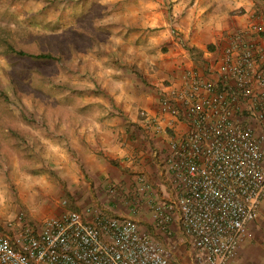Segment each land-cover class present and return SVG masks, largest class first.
<instances>
[{"label":"crops","instance_id":"1","mask_svg":"<svg viewBox=\"0 0 264 264\" xmlns=\"http://www.w3.org/2000/svg\"><path fill=\"white\" fill-rule=\"evenodd\" d=\"M136 1L133 17L129 18L124 12L125 16L113 19L108 18L107 12L115 10L116 1L75 2V8L83 3L93 5L90 11L99 5L103 7L98 19L95 22L91 19L92 22L85 25V36L90 41L85 40L84 47L79 45L81 48L71 51L67 58L75 62L80 57L86 59L81 60L84 65L80 69L91 72L94 78L98 75L95 84L93 81L84 86L69 83L67 88L63 86L65 82L59 76V69L53 76L48 70L44 71L52 79L49 83L45 78L36 79L37 94L52 90L55 94L52 101L58 107H66L67 113L15 117L14 122L22 124V131L9 125L12 116H0V158L7 155L9 159L13 156V160L22 155L19 159L27 167L33 163L40 166L37 173L27 172V178L20 181L27 192L37 187L43 198L51 194L56 200L63 198L65 202L78 205L90 203L116 214L129 215L130 208L115 204L131 193L136 194L137 178L143 176L150 188L138 194L141 198L138 214L145 216L147 195L159 197L168 190L163 156L171 137L185 130L186 124L162 110L160 99L170 88L184 84L188 70L206 73L207 59L221 51L224 37L230 31L249 21L255 0ZM86 9H89L87 5ZM204 10L213 13L210 20L203 17ZM173 23H178L181 35L173 31ZM210 27L219 29L210 30ZM208 44L213 48H208ZM191 46L196 48L195 56ZM98 60L107 65H99ZM76 94L94 98L74 100ZM141 109L157 120L152 124L143 120ZM35 152H42L38 161L34 159ZM263 199L264 194L258 214L249 224L252 235L260 231ZM170 228L172 235L159 238L173 246L177 262H185L188 249L176 222H172ZM246 243L238 247L239 255L246 249Z\"/></svg>","mask_w":264,"mask_h":264},{"label":"built area","instance_id":"2","mask_svg":"<svg viewBox=\"0 0 264 264\" xmlns=\"http://www.w3.org/2000/svg\"><path fill=\"white\" fill-rule=\"evenodd\" d=\"M224 40L206 73L188 70L184 84L160 99L186 129L163 156L168 190L146 197L150 229L136 216L138 194L150 188L138 176L129 215L64 206L37 226L21 215L0 223V264H233L264 194V0ZM172 222L188 249L182 263L159 238L172 235Z\"/></svg>","mask_w":264,"mask_h":264},{"label":"rangeland","instance_id":"3","mask_svg":"<svg viewBox=\"0 0 264 264\" xmlns=\"http://www.w3.org/2000/svg\"><path fill=\"white\" fill-rule=\"evenodd\" d=\"M81 1L82 0H0V3L7 4H1L0 6V110L2 116L13 117L12 122L9 125L14 130H23L22 124L14 122V118L21 115H28L30 117L40 115L47 117L55 113H67L65 112V109H67L66 107H58V105L52 101L55 99L53 91H51L52 96L43 93L33 95L30 92V85L24 83V81L20 82L22 85H20V88H18L17 91L14 90L12 88L13 82L10 78L9 72H13L12 62L17 61V64L19 65L20 61L21 63L25 61V58L18 56L16 53L15 50L18 48L34 52L45 50L51 52L56 49L58 52L60 48L55 45V42L61 36L59 35L60 33L66 32V34H69L70 32V34L76 35V27H74L73 31L69 30L72 25L79 23L82 25L79 27L84 28L85 25H89V23L92 22L90 21V15L91 13H94V9L93 12L88 13V17L87 10H84L83 7H80L78 10L79 12L76 11L77 8H75L74 4L75 2L80 4ZM109 2L115 3L113 6V9L115 10L107 12L109 19H113L115 16V18H120V16L122 17L124 15V12L125 14H128V17H133L134 15L132 11L136 10V5L138 4V1L136 0H109ZM172 2L175 1H171V3ZM203 2L206 3L205 0H202L201 3ZM86 5L88 6L89 11L94 7L91 4ZM117 5L119 6L117 7ZM200 6H202V4H200ZM127 10H129L130 13ZM202 13H204L203 17L206 20H210L213 15L212 12H208L207 10H204ZM177 26L178 23H173L172 29L178 36L182 34V31ZM212 29L217 30L219 28L210 27V30ZM82 39L84 38H80V45H82ZM80 58L81 59L76 60V62L74 59L70 61H68V59L63 61L58 60L57 65L59 64L60 66L61 64V67H54V64L52 65V62L49 63L48 61H35L34 64L39 66L40 69L38 71L37 69L39 67L35 69L32 78L34 80H42L45 78L46 83H49L52 79H49V77L44 74V71L48 70L47 72L53 76V74L57 75L59 70H61L59 76L61 77V80H64L65 82L63 86L67 88H69V83L84 86L93 81L95 84L98 75H95L94 78V76H91V72H85L84 69H80V66L84 65L82 61L86 60L82 57ZM27 60L28 59H26V61ZM92 60L93 59H89V61ZM98 61L99 65H107V62ZM29 62L31 64L33 63L32 60H29ZM81 71L83 72L82 74ZM16 77H18V74ZM85 98H94V96L76 94L74 100ZM41 153H33L36 161H38V157H42ZM12 157L9 159L8 156L5 155L3 158H0V223L5 224L8 221L16 220L18 215H21L22 219L25 218L30 224L37 226L45 217L58 213L64 206L81 208L93 205L90 203L78 205L68 201L63 203V198L56 200L53 199L51 194H46L47 197L43 198L40 196L37 187H28L29 190L27 192V187L25 186L22 188L20 181L27 178V172H30L31 174L37 173L39 171L37 169L40 168V166L33 163V166L27 167L23 164L22 159H19L22 155H19L18 158L15 156V159L13 160ZM51 177L52 173L49 172L48 178L51 179ZM50 193H52V191H50ZM115 205L120 208H127V210L131 206L128 197H123V199ZM148 205L149 204L146 202L144 207L147 208ZM261 205L263 215L261 214L260 218L262 221L260 231L258 232L259 234L252 235L249 228L250 234L244 242L246 243L247 241L251 244L246 243V249L242 252L243 254L239 255L237 251L233 264H264V199L261 202ZM147 210L150 212L149 207ZM148 212L144 213L145 216L147 215L146 217L150 216V213L148 214ZM136 216L137 219L140 220V225L143 229H150V218H146L143 215L141 216V214ZM261 248L262 250L259 252V249Z\"/></svg>","mask_w":264,"mask_h":264},{"label":"trees","instance_id":"4","mask_svg":"<svg viewBox=\"0 0 264 264\" xmlns=\"http://www.w3.org/2000/svg\"><path fill=\"white\" fill-rule=\"evenodd\" d=\"M80 7H83L84 10H87V17H88V13L93 12V10L89 11L88 9H85L86 7L84 4L81 6H78L76 11H78L80 9ZM102 8L103 7L100 5L97 8H95L94 13L93 14L91 13V15H90L91 16L90 20L92 19L95 22L98 19V16L102 13V11H103ZM78 24L79 23L72 25L69 29V30L73 31L74 27H76V31H75L76 35L70 34V32H69V34H66V32H62L59 34L61 36L55 42V45L58 48H60L58 52L56 51V49L54 51H51V52L49 50L38 51V52L26 51L23 48H18L17 50H15L16 53L18 54V56H22L23 58H25V61H23L22 63L20 61L19 65L17 64V61L12 62V71L13 72H9L10 78L13 82L12 88L17 91V89L20 88V85H22L20 82L24 81V83L30 85L31 94H33V95L37 94V87L36 86L38 84V80H36V79L34 80L32 78L35 69H37L39 67L36 64H34L35 61H37V62H44V61L47 62L48 61L49 63L52 62V65H53V64L57 63L58 60L63 61L65 59H67L71 51H74L76 49L81 48V47H79V45L81 44L80 43L81 37H84V39L81 40L82 41V47H84V44L86 41H90V39L87 36H85V29L86 28L79 27L82 25H80V24L78 25ZM95 36L96 35L93 33V37H95ZM93 42L95 43V41H93ZM207 47L210 49L213 48V46L211 44H208ZM190 50H191L192 54H193V52H196V48L194 46H191ZM200 55H201V52H200ZM26 59H28V60L26 61ZM29 60H32L33 63L31 64L29 62ZM39 69H40V67H39ZM17 74H18V77H16ZM137 74L140 77H142V75L139 71H137ZM51 91L46 90V91H42V93H45L47 95H51L52 94ZM0 116H2L1 110H0Z\"/></svg>","mask_w":264,"mask_h":264}]
</instances>
